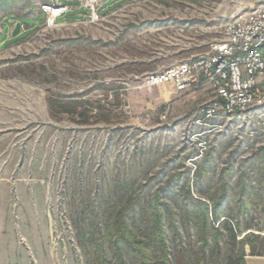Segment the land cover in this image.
<instances>
[{"label":"rangeland","instance_id":"1","mask_svg":"<svg viewBox=\"0 0 264 264\" xmlns=\"http://www.w3.org/2000/svg\"><path fill=\"white\" fill-rule=\"evenodd\" d=\"M60 2L68 11L48 24L43 6ZM254 2L94 0L86 8L77 0H0V264H97L74 219L83 190L92 200L114 175L149 179L153 189L171 179L160 196L176 211L182 184L199 198L220 187L223 168L232 167L233 187L251 160L264 161V106L206 122L208 87L144 84L146 75L206 52ZM16 22L20 33L12 37ZM204 158L212 172L199 179ZM249 215L248 229L238 220L237 238L264 237L260 210ZM177 223L188 264L194 229ZM84 230L87 236L92 227ZM165 230L173 262L181 248ZM245 251L247 264H264V254ZM227 254L224 241L209 262L222 264Z\"/></svg>","mask_w":264,"mask_h":264},{"label":"trees","instance_id":"2","mask_svg":"<svg viewBox=\"0 0 264 264\" xmlns=\"http://www.w3.org/2000/svg\"><path fill=\"white\" fill-rule=\"evenodd\" d=\"M62 107L68 111L66 105ZM206 159L195 172L199 179L212 172ZM255 161L248 163L251 170L238 174L233 187L228 181L232 167L223 168L218 175L220 187L207 189V193L199 198L193 196L188 185L182 184L178 200L174 202L176 211L160 196L162 190L171 187V179L165 186L153 189L149 179L138 180L131 176L125 179L123 175L121 178L114 175L112 182L96 187L92 200L89 189L83 190L80 200L83 207L77 209L74 219L77 234L82 245L92 244L97 264H185L179 220L187 231L194 229L197 242L195 259L188 264H212L209 262L210 254L219 257L224 241L228 245V254L222 264H247L244 258L246 245L250 255L264 254V237L246 233L241 239L237 238L242 234L238 220L244 219L246 228H250L252 209H259L264 220L263 156H258ZM250 171H254L255 178L249 177ZM200 197L207 198L210 204ZM92 204H95V209ZM86 212L94 213L91 216L94 220L88 222ZM86 224L92 227L87 236ZM165 224L171 240L181 248L173 262ZM107 251L111 260L107 259Z\"/></svg>","mask_w":264,"mask_h":264},{"label":"built area","instance_id":"3","mask_svg":"<svg viewBox=\"0 0 264 264\" xmlns=\"http://www.w3.org/2000/svg\"><path fill=\"white\" fill-rule=\"evenodd\" d=\"M92 8L94 0H77ZM48 24L68 11L65 4L43 6ZM147 87L171 84L177 90L206 86L211 100L202 110V120L242 116L264 106V0L232 16L224 25L223 37L208 50L144 78Z\"/></svg>","mask_w":264,"mask_h":264},{"label":"water","instance_id":"4","mask_svg":"<svg viewBox=\"0 0 264 264\" xmlns=\"http://www.w3.org/2000/svg\"><path fill=\"white\" fill-rule=\"evenodd\" d=\"M20 26H21L20 22H16V24H15V26L11 32L12 37L17 36L20 33Z\"/></svg>","mask_w":264,"mask_h":264}]
</instances>
